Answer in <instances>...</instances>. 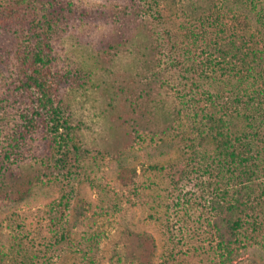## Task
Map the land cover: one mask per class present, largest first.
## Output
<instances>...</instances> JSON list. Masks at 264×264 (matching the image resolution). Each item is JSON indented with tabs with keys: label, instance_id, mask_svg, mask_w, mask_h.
<instances>
[{
	"label": "trees",
	"instance_id": "trees-1",
	"mask_svg": "<svg viewBox=\"0 0 264 264\" xmlns=\"http://www.w3.org/2000/svg\"><path fill=\"white\" fill-rule=\"evenodd\" d=\"M75 5L0 0V72L14 69V94L21 90L19 96L31 102L21 113L24 129H14L19 137L11 152H21L43 122L50 123L54 134L45 135L52 151L41 160L10 157L9 149L4 156L0 153V202H8V208L32 204L36 186L54 183L59 173H80L85 153L71 126L68 96L99 74L93 69H60L51 32L59 18L73 16ZM81 16H87L92 27H118L102 57L130 49L139 57V68L127 77L143 85L133 114L145 100L155 101L157 84L174 92L160 133L134 119L135 124L125 122L147 145L164 149V155L152 154L149 166L166 171L172 193L183 191L193 178L208 188L204 204L216 264H264V0H115L111 6L103 2L83 10ZM171 79L178 82L176 87ZM174 141L183 147L177 154L170 153ZM182 157L189 162L183 163ZM68 230L64 228L57 244L69 237ZM4 246L0 241V264L11 258L10 264H19ZM151 256L136 258L150 264ZM26 259H20L22 264Z\"/></svg>",
	"mask_w": 264,
	"mask_h": 264
},
{
	"label": "rangeland",
	"instance_id": "rangeland-1",
	"mask_svg": "<svg viewBox=\"0 0 264 264\" xmlns=\"http://www.w3.org/2000/svg\"><path fill=\"white\" fill-rule=\"evenodd\" d=\"M61 1L76 5L72 17L59 18L51 28L56 64L64 71L84 68L99 74L91 84L68 96L71 126L77 130L76 141L85 155L79 174L59 173L54 183L37 185L32 204L8 208V202H0V211L6 209L0 213L4 249L19 264L22 258H28L25 264H32L29 258L33 264H141L136 258L139 254L152 255L150 264H216L204 204L208 188L193 178L183 191L172 193L166 171L149 166L154 161L152 154L164 155V149L147 145L125 122L131 119L132 124L138 122L146 130L160 133L166 122L165 107L174 100V92L157 84L155 101L145 100L140 112L133 114L135 96L143 85L127 77L139 68V57L132 49L106 52L102 57L103 48L114 39L118 27H92L87 23L89 18L81 16L83 10L103 2L111 6L115 0ZM129 32L128 27L126 35ZM13 71L0 72V153L4 156L9 149L10 157L41 160L52 151L45 138L54 137L48 122L31 132L21 152H11L15 151V137H19L14 129H24L21 113L31 104L19 96L21 90L14 94L17 75ZM60 132L64 134V128ZM182 148V143L174 141L170 153L177 154ZM182 161L189 162L186 157ZM190 164L193 166V161ZM152 215L163 219L156 221ZM65 227L70 235L57 244Z\"/></svg>",
	"mask_w": 264,
	"mask_h": 264
}]
</instances>
